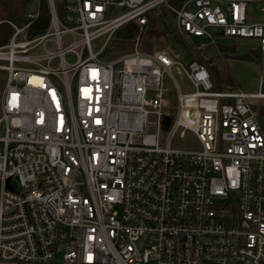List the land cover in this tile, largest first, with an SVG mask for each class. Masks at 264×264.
<instances>
[{"label": "built area", "instance_id": "1", "mask_svg": "<svg viewBox=\"0 0 264 264\" xmlns=\"http://www.w3.org/2000/svg\"><path fill=\"white\" fill-rule=\"evenodd\" d=\"M60 2L30 38L37 0L0 46V264H264L262 76L216 89L203 62L141 49L162 4L187 42L253 39L264 64V0ZM130 21L131 50L103 57Z\"/></svg>", "mask_w": 264, "mask_h": 264}, {"label": "trees", "instance_id": "2", "mask_svg": "<svg viewBox=\"0 0 264 264\" xmlns=\"http://www.w3.org/2000/svg\"><path fill=\"white\" fill-rule=\"evenodd\" d=\"M185 0H169V3L180 6ZM253 1V0H247ZM28 0H0V46L5 45L13 30L9 22L14 23L17 26H22L26 24L29 19L26 14L29 12L26 9V4ZM57 11L59 15H62V3L57 0ZM147 24L144 30V34L142 37V46L141 49L147 52H153L156 48H163L162 44L168 40V38H172L173 41L181 44L185 49L189 48V44L186 43L176 32L175 27L172 23L170 14L166 11L164 5H158L147 12ZM49 22V7L47 0H40V7H39V15L30 23L28 28L26 29L27 37H34L39 35L40 33L44 32L47 28ZM137 34V27L136 25L130 21L123 26H121L115 33V40L118 44H113L111 50L106 52L105 55L109 56L111 54H117L124 49L131 47V40ZM189 45V46H188ZM193 45L197 46V44ZM220 51L224 52L227 51L231 54L236 49L235 44H217ZM196 50V49H195ZM193 51V50H192ZM204 51V50H203ZM199 53L203 56L205 64H207V68L212 76L213 83L216 89H219L220 86L217 87V75L218 71L216 69V64L214 63L212 58L205 57L202 53L201 49H197L193 51ZM235 55V54H234ZM239 59H244L248 61H254L261 63L260 59V52L259 46L255 45L254 47H249L245 53L235 55ZM234 56V57H235ZM211 59V60H208ZM228 89H233V83L229 80V83L226 82ZM230 84V85H229ZM174 90L171 88L166 96L170 99V109L173 112L175 106V99H174ZM263 114H264V107H263ZM172 116L167 117L168 126L171 124ZM164 126V125H163ZM163 131L167 130V128L162 127Z\"/></svg>", "mask_w": 264, "mask_h": 264}, {"label": "rangeland", "instance_id": "3", "mask_svg": "<svg viewBox=\"0 0 264 264\" xmlns=\"http://www.w3.org/2000/svg\"><path fill=\"white\" fill-rule=\"evenodd\" d=\"M261 6L262 4L260 2H256V3L253 2L248 5V10L250 13L254 15L255 20L261 19V12H260ZM36 7H37V0H28L26 4L27 11L33 12L36 9ZM116 11L117 9L114 12ZM68 39H69L68 36H64V42H66ZM103 39H104L103 37L98 38L92 43V45L94 46V48H96V50L98 49L97 44L100 45ZM190 40L191 41L189 42L184 40L186 43L190 45V46L188 45L189 48H191L190 50H188L187 48L185 49L181 44L177 43L176 41H173L172 38H168V40H166V42L162 44L163 48H156V51H162L170 55L172 59L183 63L184 66L187 67L188 63L193 60H199L204 64L206 63L204 62L203 56L199 54L200 52L199 53L193 52L196 51L197 49H201L205 57L208 58L209 56V58H212L214 63L216 64V69L218 71L216 85L217 87L220 86L219 89H228V87H226L227 86L226 82L229 83V80H231L233 83V89L239 88L245 92H257L259 89L260 76H262L261 89L262 91H264V64L259 62L239 59L238 57L235 56V55L243 54L246 52V50L249 47H254L255 45H257V42L255 40L233 37V36L224 37L222 35L214 36L213 41L204 40V45H200L198 41L196 42L197 38L195 37H191ZM193 43L197 44V46L193 45ZM225 43L235 44L236 49L233 52L235 55L234 54L229 55L230 53L227 51L224 52L220 51L217 44L219 45ZM113 44H118V42H116L114 37L109 41V44L106 48V52L111 50ZM130 50L131 47L124 49L123 51L117 54H111L109 56H106L104 52L102 56L113 57L115 55H121L123 53H126ZM74 59H75L74 55L71 54L66 57V60L68 62H72L74 61ZM170 71L173 76V79L175 80L177 86L180 88L181 91L188 92L193 90V87L190 85L182 69L177 64L171 66ZM3 82H4V73L0 71V95L3 89ZM171 88H173V86ZM163 119H165V117H163ZM259 119L261 123L264 125V117L261 116ZM163 137L164 135L162 133L160 137L161 143L163 142Z\"/></svg>", "mask_w": 264, "mask_h": 264}, {"label": "water", "instance_id": "4", "mask_svg": "<svg viewBox=\"0 0 264 264\" xmlns=\"http://www.w3.org/2000/svg\"><path fill=\"white\" fill-rule=\"evenodd\" d=\"M168 120L169 119L167 117H165L164 122H163L164 128L168 127Z\"/></svg>", "mask_w": 264, "mask_h": 264}, {"label": "crops", "instance_id": "5", "mask_svg": "<svg viewBox=\"0 0 264 264\" xmlns=\"http://www.w3.org/2000/svg\"><path fill=\"white\" fill-rule=\"evenodd\" d=\"M47 1H48V0H47ZM58 1H61V0H58ZM185 1H186V0H185ZM185 1H184V2H185ZM184 2H183V3H184ZM55 3H56V5H57V1H55ZM183 3H182V4H183ZM182 4H181V5H182ZM181 5H180V6H181ZM180 6H178V7H180ZM196 41H198V40H196ZM167 55H168V54H167ZM169 56H170V55H169Z\"/></svg>", "mask_w": 264, "mask_h": 264}]
</instances>
